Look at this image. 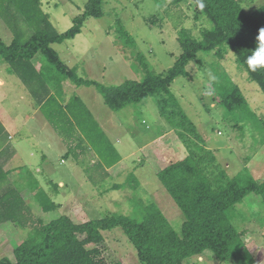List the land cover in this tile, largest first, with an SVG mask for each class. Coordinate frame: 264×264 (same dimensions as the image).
I'll use <instances>...</instances> for the list:
<instances>
[{"label":"rangeland","instance_id":"1","mask_svg":"<svg viewBox=\"0 0 264 264\" xmlns=\"http://www.w3.org/2000/svg\"><path fill=\"white\" fill-rule=\"evenodd\" d=\"M243 1L245 6L252 4L253 8L243 7L247 12H254L264 4V0ZM43 2V9L50 16L53 26L59 33H64L73 26L74 19L83 13L88 0ZM162 2L163 0H106L102 17L89 18L80 34L52 47L66 65L76 68L80 77L105 85L141 80L143 72L134 68L135 61L125 56L131 57V52L129 49L126 52L122 50L123 42L112 30L119 20L134 37L137 50L145 56L150 67L162 73L172 68L182 53L178 41L181 29L191 30L200 39L203 31L201 25L203 28H210L205 16L198 22L195 20L197 7L192 0H186L172 8ZM152 16H157L159 20L156 23L147 22L146 19ZM12 38V32L0 18V39L9 45ZM198 59L200 63L195 61L189 66L192 80L177 78L172 86L173 93L196 124L208 148L215 153L219 163L231 177L243 171L248 162L254 179H263V128L254 123L257 121L249 120L244 122V127H235L236 115L226 112L213 101V97L217 95L214 83L220 74H227L240 87L252 111L260 118H264V93L256 82L249 80L247 72L236 62L233 52L224 59L216 58L214 53H200ZM7 70L8 64L0 60V83L4 84L0 85V117L8 122L9 130L14 135L13 143L16 144L28 137H35L36 129L41 131L39 127L44 124H39V117L43 118L41 112H34L37 99L17 75L10 74ZM76 90L77 87L70 81L64 83L66 103L78 95ZM82 90H86V93L80 92V98L107 137L109 154L106 158L99 156L94 150L96 144L92 146L87 139L86 143L80 144V150H75L77 143H80L79 129L77 133L72 127V131L68 132L65 127L68 128L69 125L63 119L54 121V128L49 123L50 126L46 128L48 132L51 129L58 131L53 137L44 136L47 138L46 145L52 146V149L47 157L50 161L45 163L40 159L39 166L56 179H63L61 188H69L61 190L62 193L52 199L59 205V210L45 214L46 219L65 214L75 223H84L121 213L141 220V204L138 203H155L174 230L182 235L184 215L162 187L157 174L170 162L184 157V147L170 123L160 115L157 98L149 97L140 105H129L113 112L104 104L102 96L94 87H83ZM70 115L76 121L79 119ZM82 115L86 116V113L83 112ZM107 121L109 124H106ZM57 135L63 143L66 141V146ZM2 145L3 142H0V147ZM105 145L103 141H99V147L104 148ZM111 148L116 150L121 162L117 163L114 170L109 171L108 177H104L102 172L108 166L107 161L114 160L116 156ZM54 150L64 156L67 152L69 156H65L61 163V157L53 155ZM92 160H96L97 165H93ZM131 174L139 181L136 187L135 183L128 182ZM24 180L26 178L23 175L20 181L12 179L11 187L23 193L32 207L33 219L42 218L43 213L37 208L31 192L26 190L25 187L29 184ZM115 185L119 188H115ZM40 186L45 190L51 189L50 184L43 180ZM50 192L53 194L52 189ZM236 211L234 224L244 233L248 254L253 257L255 264H264V204L261 197L250 194L243 203L236 206ZM31 230L29 226L23 228L14 224L0 227V259L13 258L14 249L27 239ZM104 236L105 242L100 248L105 259L110 262L120 261L122 264H140L135 247L120 227L104 232ZM185 264L235 263L221 262L207 251L202 256L189 259Z\"/></svg>","mask_w":264,"mask_h":264},{"label":"trees","instance_id":"2","mask_svg":"<svg viewBox=\"0 0 264 264\" xmlns=\"http://www.w3.org/2000/svg\"><path fill=\"white\" fill-rule=\"evenodd\" d=\"M105 1L88 0L83 13L74 19L73 26L59 33L43 9V0H0V18L13 34L9 45L0 39V60L8 64L10 74L17 75L29 88L42 115L53 128L54 121L63 119L69 125L65 127L68 132L72 127L76 132L79 129L92 146L96 144L94 150L103 158L109 154L107 137L79 95L66 103L64 83L70 81L79 88L94 87L113 112L156 97L160 115L167 119L184 147V157L170 162L157 174L162 187L184 215L182 235L174 230L155 203L144 205L137 202L141 204V220L121 213L84 223H75L65 214H57L47 220L45 214L57 212L59 205L45 191L34 198L43 217L33 219L32 207L23 193L11 187L0 194V227L14 224L23 228L29 226L32 230L27 239L14 249L13 258L3 257L0 264H122L105 259L100 248L105 242L104 232L118 227L135 247L140 264H185L207 251L221 262L255 264L247 252L244 233L234 222L238 212L236 206L250 194L260 196L264 204V178L254 179L248 162L243 171L231 177L208 148L196 124L173 93L172 86L180 77L192 80L189 66L195 61L200 63V53H214L216 58L224 59L233 52L249 80L256 82L264 93V68L252 71L246 62L257 47L260 30L264 29V4L254 12H247L242 0H192L197 7L195 20L198 22L205 16L210 28L201 25L200 39L191 30L181 29L178 41L182 53L175 65L162 73L150 67L145 56L137 50L134 37L117 20L112 30L122 40V50L131 52V57L125 56L135 61L133 66L143 72V79L105 85L80 77L76 68L66 65L52 47L80 34L89 18L102 17ZM185 2L163 0L162 3L172 8ZM158 20L157 16L146 19L151 23ZM214 88L217 95L213 101L226 112L236 115L235 127L242 128L249 120L257 121L254 123L264 130V118L252 111L240 87L227 74L219 75ZM83 112L86 116L82 115ZM69 113L79 119L76 121ZM79 137L80 143L75 150L86 142L82 135ZM99 141L106 144L104 148L99 147ZM112 152L116 156L114 160L107 161L108 168L120 161L114 148ZM6 177L0 166V186ZM128 182L135 183V187L139 185L134 174ZM115 188L119 186L115 185Z\"/></svg>","mask_w":264,"mask_h":264},{"label":"crops","instance_id":"3","mask_svg":"<svg viewBox=\"0 0 264 264\" xmlns=\"http://www.w3.org/2000/svg\"><path fill=\"white\" fill-rule=\"evenodd\" d=\"M243 2L244 1L242 0V5L244 7L246 4ZM245 7L253 8L252 4H249ZM245 10H247V9H245ZM0 85H4L3 82H1ZM82 88L83 87H80V88L77 87L76 91L78 92L79 96L81 93H86V90H82ZM86 95L89 97L91 96L89 94H86ZM65 99H66V94H65ZM39 107L40 106L38 104H36L34 112H37L38 110L40 111ZM41 117H43V118L39 117V121H40L39 124L40 125L44 124L42 127H39L41 131L36 129L35 137H33V136L28 137L24 141L17 142L16 144L13 143L14 135H13V132L9 130L8 122L2 120V118L0 117V124L2 125V129L0 128V131H1L0 137L2 139L1 142H3L2 147H0V166L3 169V171L7 174L6 180L5 179L1 180L0 193L11 188L12 179L20 181L22 179V175L25 176L27 184H29L25 188H26V190H28V192H31L33 199L41 191H45L51 199H54L55 197H58L57 194L62 193L61 190L65 189V188H61V186H60V185H63V183H64L63 179H59V178L56 179V177H54L53 175H50V173H46L39 166L40 159H42L43 162H45V163L50 161L47 157H48V154L50 155V150L52 149V146L46 145L47 138H44V136L53 137L54 134L56 135V131H54V130L52 131V129H51V132H48V130L46 128L49 127L50 124L47 121V119L42 115V113H41ZM106 124H109L108 121ZM146 129L149 130L148 127ZM32 131H33V129H32ZM20 133H22V132H20ZM45 133H46V135H38V134H45ZM77 133H78V130H77ZM79 133H80V135H82V137L86 141V137H85L84 133H81L80 131H79ZM58 138L60 139V142L63 143V140H61V137L58 136ZM65 142L63 143L64 145H65ZM62 149H64V148L62 147ZM78 150H80V149H78ZM57 152L58 151L54 150L53 155L57 154ZM36 153L38 155H35ZM67 154L68 153L66 152V154H65L66 157H68ZM57 155L61 157V159H62L61 163H63L64 162L63 158L65 157L63 155V153H62V155H59V154H57ZM34 158H36L35 161L33 160ZM93 158L94 157H92V159ZM92 161H93L92 162L93 165H97V163L95 162L96 160H92ZM118 164H116L110 168H108V166H106V169H104L102 172L104 177H106V176L108 177L109 171L111 169L114 170ZM42 180L45 181L46 183L50 184V187L53 190V194L50 192L51 189H50V191L45 190L44 188H42L40 186ZM26 181L24 180L25 183H26ZM59 186H60V188H59ZM81 187H83V186L81 185ZM68 188L69 187L67 186L66 189H68ZM66 189H65V191H66ZM58 190H59V192H58Z\"/></svg>","mask_w":264,"mask_h":264},{"label":"clouds","instance_id":"4","mask_svg":"<svg viewBox=\"0 0 264 264\" xmlns=\"http://www.w3.org/2000/svg\"><path fill=\"white\" fill-rule=\"evenodd\" d=\"M201 7H203L202 4ZM257 41V47L246 61L248 68L252 71H256L257 68H264V29L260 30Z\"/></svg>","mask_w":264,"mask_h":264}]
</instances>
